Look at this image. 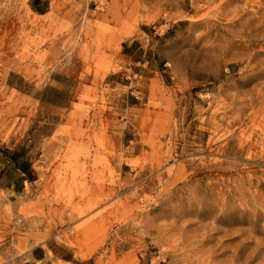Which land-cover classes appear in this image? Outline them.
I'll use <instances>...</instances> for the list:
<instances>
[{
    "label": "rangeland",
    "instance_id": "obj_1",
    "mask_svg": "<svg viewBox=\"0 0 264 264\" xmlns=\"http://www.w3.org/2000/svg\"><path fill=\"white\" fill-rule=\"evenodd\" d=\"M264 0H0V264H264Z\"/></svg>",
    "mask_w": 264,
    "mask_h": 264
},
{
    "label": "bare ground",
    "instance_id": "obj_2",
    "mask_svg": "<svg viewBox=\"0 0 264 264\" xmlns=\"http://www.w3.org/2000/svg\"><path fill=\"white\" fill-rule=\"evenodd\" d=\"M262 53H264V52H262Z\"/></svg>",
    "mask_w": 264,
    "mask_h": 264
}]
</instances>
